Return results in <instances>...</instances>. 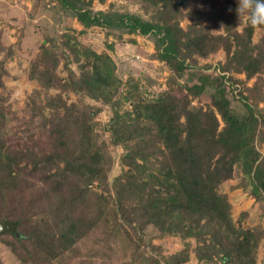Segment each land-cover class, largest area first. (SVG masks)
<instances>
[{"label":"trees","instance_id":"obj_1","mask_svg":"<svg viewBox=\"0 0 264 264\" xmlns=\"http://www.w3.org/2000/svg\"><path fill=\"white\" fill-rule=\"evenodd\" d=\"M58 1L87 28L101 26L119 29L123 34L153 35L156 54L169 69L170 81L180 88L185 86L182 90L186 91L178 95L170 83V88L153 100H134L126 116L119 112L120 102L113 99L122 80L115 74V64L108 53L92 52L91 69L82 68L79 75L70 66L69 57L64 59L67 78L57 71L60 57L55 52L32 63L29 77L38 80L43 89L35 90L28 98L31 115L54 124L55 111H61L62 116L75 118L76 122L66 132L49 131L53 148L48 152L15 149L4 137L7 115L0 107V222L6 214L8 220L16 222L18 231L29 223L31 217L24 211L19 215L16 209L5 213L2 201L11 193L32 191L37 186L32 178H38L43 182V191L60 197L54 203L49 201L50 212L34 220L24 234L57 257L102 217V209L89 216L81 212L87 193L93 190L91 185L97 181L108 191L107 196L99 193L100 198L111 197L115 214L132 230L143 232L153 224L161 234L194 237L198 260L217 258L221 264H257L264 228L237 225L228 195L219 187L233 178L240 166L252 196L264 206V153L260 150L264 143V109L259 107L264 101V34L254 42L255 29L236 11L238 0H138L139 11H96L92 7L95 0ZM208 2L210 10L206 9ZM184 19L190 21L186 27L181 24ZM220 49L226 58L217 66L216 75L193 72L196 82L180 84L179 78L187 69L213 67L199 65L198 57H208ZM6 54L4 57L11 56L12 50ZM6 73L1 60L2 90L6 88ZM234 73H244L245 79ZM252 78L253 84L248 85ZM52 87L111 105V139L125 148L123 169L114 180L113 193L94 134L97 112L77 102L66 103L60 94L47 93ZM2 90L0 99L4 101ZM44 90L46 94L42 96ZM208 91L219 103L222 126L204 107H191L193 96ZM230 100L241 102V110L233 107ZM127 233L134 240L133 234ZM190 253L191 244L185 243L183 249L163 254L153 262L184 264L190 260Z\"/></svg>","mask_w":264,"mask_h":264},{"label":"rangeland","instance_id":"obj_2","mask_svg":"<svg viewBox=\"0 0 264 264\" xmlns=\"http://www.w3.org/2000/svg\"><path fill=\"white\" fill-rule=\"evenodd\" d=\"M92 7L96 11L115 8L139 11L140 2L95 0ZM206 9H212L209 2L206 3ZM189 22L184 19L181 24L186 27ZM207 24L211 25L212 22L207 21ZM241 28L242 25L239 26V29ZM213 31L218 32L214 27ZM263 34L264 28L255 29L254 42H259ZM8 50H12V55L4 57ZM52 52L60 57L57 71L63 78L68 76L63 64L64 59L69 57L70 66L79 75L82 68L91 69L92 52L108 53L114 61L115 74L122 80L113 99L120 102L119 112L126 116L127 112L132 111L134 100L139 97L153 100L162 91L170 88L169 84L172 83L169 79V69L156 54L153 35L123 34L119 29L101 26L87 28L77 20L72 10L64 8L58 0H0V61L4 60L7 70L3 76L6 88H0L5 96L4 101L0 99V107L7 115L4 137L15 149L32 148L42 153L48 152L53 148L49 131L52 130L53 134L63 133L70 130L76 122L75 118L62 116L61 111H55L54 124L45 123L40 116L33 117L27 106L29 96L35 90L43 89L38 80L29 77L30 66L44 60ZM225 58L223 49L205 58L198 57L199 65L211 64L213 67L187 69L179 78L180 84L189 86L196 82L197 77L193 72L216 75L217 66L224 62ZM234 75L245 79L244 73ZM254 80L255 78L250 79L248 85H252ZM240 86L244 91V84L240 83ZM171 87L178 95L186 91L182 90L185 86L180 88L176 83H172ZM228 90H231L230 86ZM209 91H213V88ZM209 91L193 96L191 107H204L222 126L219 103ZM47 93L60 94L66 103L77 102L81 107L97 112L94 134L97 146L104 155L107 180L113 193L114 180L123 169L121 158L125 148L113 143L111 139L110 119L114 112L111 105L70 90L61 91L56 87L50 88ZM45 94L44 90L42 96ZM230 101L233 107L241 110V102ZM259 107L264 109V101ZM48 111L47 108L46 113ZM260 150L264 153V143ZM32 180L37 184L32 191L18 195L11 193L2 201L5 213L16 209V215L24 211L27 217H31L29 223H24V226L19 228L20 237L17 238L13 231L0 233L2 264H164L155 263L153 260L163 254L176 253L185 247V243L191 244V253L190 260L184 264H221L217 258L197 260L194 252L197 241L194 237L161 234L153 224L148 225L143 232L132 230L115 214L111 197L100 198L99 193L107 196L108 191L99 186L97 181L91 185L93 190L87 193L81 212L85 211L89 216L102 209V217L74 245L57 257H52L43 251L33 238L24 234V230L30 229L34 220L49 213V201L54 203L60 196L56 193L49 196L43 191L41 180L34 177ZM219 190L228 195L232 204V216L237 225L248 229L258 226L264 228L263 202L252 196L251 186L240 166L236 169L234 177L224 181ZM3 217L7 219L6 214ZM127 230L133 234L134 240L130 238ZM257 264H264V239L257 250Z\"/></svg>","mask_w":264,"mask_h":264},{"label":"clouds","instance_id":"obj_3","mask_svg":"<svg viewBox=\"0 0 264 264\" xmlns=\"http://www.w3.org/2000/svg\"><path fill=\"white\" fill-rule=\"evenodd\" d=\"M236 11L239 18L245 16L254 29L264 27V0H238Z\"/></svg>","mask_w":264,"mask_h":264},{"label":"water","instance_id":"obj_4","mask_svg":"<svg viewBox=\"0 0 264 264\" xmlns=\"http://www.w3.org/2000/svg\"><path fill=\"white\" fill-rule=\"evenodd\" d=\"M14 231L16 236L20 237V232L17 230V224L14 221L8 219H2L0 222V233Z\"/></svg>","mask_w":264,"mask_h":264},{"label":"crops","instance_id":"obj_5","mask_svg":"<svg viewBox=\"0 0 264 264\" xmlns=\"http://www.w3.org/2000/svg\"><path fill=\"white\" fill-rule=\"evenodd\" d=\"M198 260V259H197Z\"/></svg>","mask_w":264,"mask_h":264}]
</instances>
